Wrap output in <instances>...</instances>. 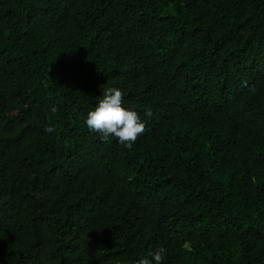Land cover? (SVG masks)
Returning a JSON list of instances; mask_svg holds the SVG:
<instances>
[{
  "label": "trees",
  "instance_id": "1",
  "mask_svg": "<svg viewBox=\"0 0 264 264\" xmlns=\"http://www.w3.org/2000/svg\"><path fill=\"white\" fill-rule=\"evenodd\" d=\"M109 87L130 149L84 124ZM161 247L264 264V0H0V264Z\"/></svg>",
  "mask_w": 264,
  "mask_h": 264
},
{
  "label": "clouds",
  "instance_id": "2",
  "mask_svg": "<svg viewBox=\"0 0 264 264\" xmlns=\"http://www.w3.org/2000/svg\"><path fill=\"white\" fill-rule=\"evenodd\" d=\"M124 92L119 88H106L98 99L95 107L88 111L84 124L89 131L98 133L102 141L107 142L109 138L115 139L126 148H131L138 137L145 131V123L141 120L140 114L135 110L124 107ZM57 111L55 107L51 109ZM150 109L145 111V116L151 117ZM44 131L52 133L55 131L52 126H45ZM166 249L163 247L151 253V259L142 257L136 264H162Z\"/></svg>",
  "mask_w": 264,
  "mask_h": 264
}]
</instances>
